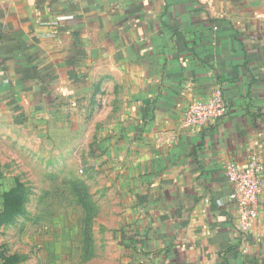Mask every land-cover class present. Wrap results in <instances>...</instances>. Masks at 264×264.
<instances>
[{"label":"crops","instance_id":"crops-1","mask_svg":"<svg viewBox=\"0 0 264 264\" xmlns=\"http://www.w3.org/2000/svg\"><path fill=\"white\" fill-rule=\"evenodd\" d=\"M218 86L226 116L184 127ZM250 153L264 162V0H0V230L26 170L79 163L66 184L99 194L127 264H264V178L242 233L223 171Z\"/></svg>","mask_w":264,"mask_h":264},{"label":"rangeland","instance_id":"rangeland-1","mask_svg":"<svg viewBox=\"0 0 264 264\" xmlns=\"http://www.w3.org/2000/svg\"><path fill=\"white\" fill-rule=\"evenodd\" d=\"M33 162L27 160L28 165ZM46 169L38 176L26 170L21 180L29 188L16 189L12 195L9 211L14 223L0 230L4 260L8 264H127V252L105 224L99 194L90 188L93 198L83 206L82 193L66 184L70 178L87 179L85 169L79 163L69 170L66 165L57 171Z\"/></svg>","mask_w":264,"mask_h":264},{"label":"built area","instance_id":"built-area-1","mask_svg":"<svg viewBox=\"0 0 264 264\" xmlns=\"http://www.w3.org/2000/svg\"><path fill=\"white\" fill-rule=\"evenodd\" d=\"M227 112L228 104L224 99L222 87L218 86L210 100L193 101L186 106L182 123L187 129H204L217 124ZM223 171L232 185L230 200L237 206L239 229L242 233H248L260 213L264 162L257 153H250L245 166L229 161L224 164Z\"/></svg>","mask_w":264,"mask_h":264},{"label":"trees","instance_id":"trees-1","mask_svg":"<svg viewBox=\"0 0 264 264\" xmlns=\"http://www.w3.org/2000/svg\"><path fill=\"white\" fill-rule=\"evenodd\" d=\"M10 195L12 196V195H13V193H12V194H10ZM82 195H83V199H86V201H84V203H83V204H84V206H85V204H86V205H88V204H89V201H88V199H89V198H87L86 194L84 195V194L82 193ZM6 264H7V263H6Z\"/></svg>","mask_w":264,"mask_h":264}]
</instances>
